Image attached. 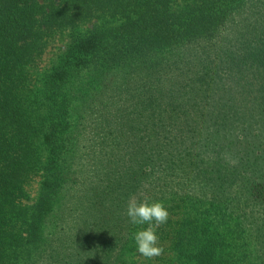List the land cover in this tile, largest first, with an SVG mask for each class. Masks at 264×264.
Segmentation results:
<instances>
[{"label": "trees", "instance_id": "1", "mask_svg": "<svg viewBox=\"0 0 264 264\" xmlns=\"http://www.w3.org/2000/svg\"><path fill=\"white\" fill-rule=\"evenodd\" d=\"M130 199L158 264H264V0H0V264H148Z\"/></svg>", "mask_w": 264, "mask_h": 264}, {"label": "clouds", "instance_id": "2", "mask_svg": "<svg viewBox=\"0 0 264 264\" xmlns=\"http://www.w3.org/2000/svg\"><path fill=\"white\" fill-rule=\"evenodd\" d=\"M127 216L132 225H146L132 233L136 252L148 262H155L163 255L158 247L157 230L166 225L168 213L159 201H140L130 199L127 205Z\"/></svg>", "mask_w": 264, "mask_h": 264}, {"label": "rangeland", "instance_id": "3", "mask_svg": "<svg viewBox=\"0 0 264 264\" xmlns=\"http://www.w3.org/2000/svg\"><path fill=\"white\" fill-rule=\"evenodd\" d=\"M42 1L47 3V0ZM93 22L83 24V26L80 27V30L86 32L89 27L93 26ZM67 39V34L62 35L60 31L57 30L53 31L51 35L46 36V46L44 48L45 50L42 55L37 58L34 67H32V71L34 70L33 75L30 76L32 91H34L36 87L40 85L43 74H45L46 71H48L57 63V60H59V54L64 49L67 43ZM40 180L41 176H36L28 185V189L31 193V198L29 199L30 203H32L35 197H37ZM155 264H158V260L155 262Z\"/></svg>", "mask_w": 264, "mask_h": 264}]
</instances>
